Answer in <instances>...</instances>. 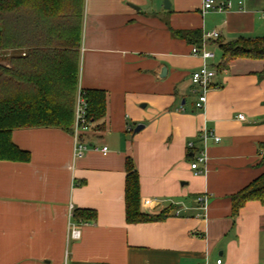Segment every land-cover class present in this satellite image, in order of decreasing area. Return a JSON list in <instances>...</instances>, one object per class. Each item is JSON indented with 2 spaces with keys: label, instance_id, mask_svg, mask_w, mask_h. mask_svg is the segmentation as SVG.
Here are the masks:
<instances>
[{
  "label": "crops",
  "instance_id": "0c3cea01",
  "mask_svg": "<svg viewBox=\"0 0 264 264\" xmlns=\"http://www.w3.org/2000/svg\"><path fill=\"white\" fill-rule=\"evenodd\" d=\"M169 2L84 0L76 101L82 89H103L106 114L78 138L76 102L71 132H12L31 159H0V264H264V204L248 201L233 217L231 201L264 172V60L236 58L218 68L220 42L264 36V0H231L227 11L205 10L204 0ZM197 29L220 36L197 44L175 35ZM193 46L214 57L193 54ZM203 64L216 76L198 109L191 77ZM204 130L213 136L204 140ZM78 140L90 145L82 157ZM199 149L207 155L201 174L191 167ZM129 157L141 211H166L164 218L127 221ZM80 209L96 217L76 218Z\"/></svg>",
  "mask_w": 264,
  "mask_h": 264
},
{
  "label": "trees",
  "instance_id": "16d2710c",
  "mask_svg": "<svg viewBox=\"0 0 264 264\" xmlns=\"http://www.w3.org/2000/svg\"><path fill=\"white\" fill-rule=\"evenodd\" d=\"M83 5L84 0H0V159H31L30 152L12 140L15 129L59 127L72 131ZM175 35L197 44L204 38L200 29L175 31ZM220 46V70L236 58L264 60V36H241L220 42ZM81 91L88 103L90 121L102 119L106 114V91ZM263 151L264 142L259 145L260 164H264ZM251 200L264 204V172L231 196L232 216L236 217ZM125 203L129 223L166 216V211H141L139 173L130 157L126 160ZM74 216L93 219L96 211L75 210Z\"/></svg>",
  "mask_w": 264,
  "mask_h": 264
},
{
  "label": "built area",
  "instance_id": "2783aa9c",
  "mask_svg": "<svg viewBox=\"0 0 264 264\" xmlns=\"http://www.w3.org/2000/svg\"><path fill=\"white\" fill-rule=\"evenodd\" d=\"M203 7L205 10H216V11H227L232 8L231 0H204ZM220 36L219 32L211 31L207 32L205 38H218ZM192 53L196 55H201L203 58H212L214 53L207 50L206 48H200L198 46H193ZM216 76V70L210 68L208 65L203 64L199 68L193 71L192 73V83L196 86L195 92L198 91V99L195 103V107L200 109L203 108L207 100V92L211 88V83L213 82L214 77ZM88 103L82 92L78 95L76 101V111H75V121L73 127V133L78 138L82 131L89 129L91 121L88 118L87 112ZM240 119H244L243 114L238 115ZM209 136H213V133L204 130L201 133V137L206 140ZM216 141H220V137L214 135ZM188 146L190 149H194V142H189ZM90 145L87 143L78 140L77 146L75 148V155L77 157H82L85 152L89 149ZM95 149L98 147L94 146ZM103 153H107L108 147L103 146L100 149ZM197 154L194 155V158L191 162V167L196 171L197 174H201L205 170L207 155L204 150H197ZM198 203L202 208H207V197L205 195L199 196L197 198ZM72 207V206H71ZM71 236L74 238L80 237V230L78 228H73L71 230ZM217 263H221V259L217 260ZM65 264V262L63 263Z\"/></svg>",
  "mask_w": 264,
  "mask_h": 264
},
{
  "label": "water",
  "instance_id": "95a60500",
  "mask_svg": "<svg viewBox=\"0 0 264 264\" xmlns=\"http://www.w3.org/2000/svg\"><path fill=\"white\" fill-rule=\"evenodd\" d=\"M165 7H166V8H169V7H170V2H169V0H165ZM165 72H166V68L163 67V68H162V75H165ZM162 75H161V76H162ZM142 127H143V125L139 124V125L135 128V131H139Z\"/></svg>",
  "mask_w": 264,
  "mask_h": 264
},
{
  "label": "rangeland",
  "instance_id": "374dc122",
  "mask_svg": "<svg viewBox=\"0 0 264 264\" xmlns=\"http://www.w3.org/2000/svg\"><path fill=\"white\" fill-rule=\"evenodd\" d=\"M6 63V62H5ZM262 154H264V151H263V153ZM262 158V157H261Z\"/></svg>",
  "mask_w": 264,
  "mask_h": 264
}]
</instances>
